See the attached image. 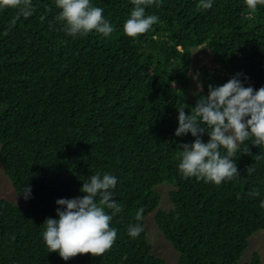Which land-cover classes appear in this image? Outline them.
<instances>
[{"label":"trees","instance_id":"trees-1","mask_svg":"<svg viewBox=\"0 0 264 264\" xmlns=\"http://www.w3.org/2000/svg\"><path fill=\"white\" fill-rule=\"evenodd\" d=\"M33 4L29 17L0 8V163L22 202L0 200V264H166L152 253L150 214L178 264H262L259 254L243 257L264 230V144L240 145V175L216 185L179 172L181 145L195 138L175 130L178 108L190 114L209 85L239 73L244 86L264 87V5L215 0L202 9L199 0H162L146 8L159 21L133 38L124 31L133 0H93L113 25L109 37L69 36L54 0ZM201 46L216 66L199 69L204 89L189 98L191 50ZM98 170L118 177L113 198L123 211L110 225L117 239L101 256L65 261L49 252L43 223L57 218V199L85 195L83 181ZM164 183L175 188L169 211L160 209ZM137 223L144 230L132 238Z\"/></svg>","mask_w":264,"mask_h":264},{"label":"clouds","instance_id":"clouds-1","mask_svg":"<svg viewBox=\"0 0 264 264\" xmlns=\"http://www.w3.org/2000/svg\"><path fill=\"white\" fill-rule=\"evenodd\" d=\"M54 2L61 10L56 19L62 22L67 35L83 36L93 30L105 37L113 33L112 23L103 15L104 9L95 6L93 0ZM161 3L162 0H133L134 7L124 23L125 33L134 38L148 32L159 16L146 15V8ZM214 3L215 0H199V7L211 9ZM246 3L255 10L258 4L264 5V0H246ZM6 6L17 8L18 15L24 17L31 16L35 10L33 0H0V8ZM241 75H234L220 86L209 85L207 96L198 100L190 114L185 113V106L178 108L175 135L190 133L195 138L191 144H182L179 152L178 170L185 178L195 177L216 185L233 180L240 175L233 159L240 145L249 139L254 145L264 144V87L244 86ZM205 133L209 137L207 142L202 139ZM117 184L116 175L98 170L83 181L80 191L85 195L57 199V218L49 217L43 223L42 237L49 252H58L67 261L77 254L101 256L108 251L118 234V229L110 226L111 222L123 211V205L113 198ZM21 193L28 198L30 187L26 185ZM261 206L264 207V201ZM142 213V209L137 211L138 221L142 220ZM143 230L139 223L130 225L128 235L136 238ZM260 235L264 233L251 236V241Z\"/></svg>","mask_w":264,"mask_h":264},{"label":"rangeland","instance_id":"rangeland-1","mask_svg":"<svg viewBox=\"0 0 264 264\" xmlns=\"http://www.w3.org/2000/svg\"><path fill=\"white\" fill-rule=\"evenodd\" d=\"M214 66H216V64L213 59V52L206 46L193 48L191 50L189 63V98H193L195 93L201 92L204 89V83L201 80L203 75L199 69L202 67H206L211 72V68ZM174 189V186L167 183L162 184L158 187L157 191L161 194V210L169 211L173 209V205L169 198V193ZM1 199H6L10 202H14V204L16 203L15 205L22 203L19 200L10 179L5 174L0 163V200ZM145 225L147 228L148 239L153 246V253L156 256L163 258L166 261V264H178V252H176L172 244L166 240L162 232L159 230L154 221L153 214H150L146 217ZM261 233H264V231H260L255 235ZM254 254H259L262 258V264H264V235L257 236V238L253 239L250 242V246L245 251L243 262H250Z\"/></svg>","mask_w":264,"mask_h":264}]
</instances>
